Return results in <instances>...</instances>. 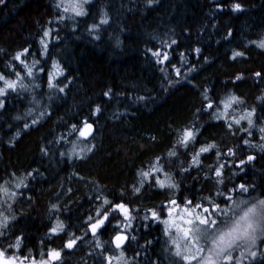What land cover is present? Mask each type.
I'll use <instances>...</instances> for the list:
<instances>
[{
  "label": "trees",
  "instance_id": "obj_1",
  "mask_svg": "<svg viewBox=\"0 0 264 264\" xmlns=\"http://www.w3.org/2000/svg\"><path fill=\"white\" fill-rule=\"evenodd\" d=\"M59 2L0 4V73L15 79L20 72L27 85L0 97V184L25 177L28 184L13 204L11 214L17 219L0 237V249L7 256L31 253L37 261L41 252L47 258L50 249H62L54 264H108V257L111 264H182L173 255L164 225L151 218L149 209L167 219V209L161 208L170 198L181 207L185 197L206 204L201 198L211 195L221 203L223 197L215 192L228 193L240 183L249 192L231 193L234 199H264V133L259 131L264 128V48L257 46L264 40V0H89L85 16L64 13ZM235 3L243 10L233 11ZM105 18L108 22L102 24ZM49 28L44 54L40 40ZM25 48L29 52L22 59L30 67L38 61L31 77L14 59ZM154 52L161 53L160 60L163 54L169 59L158 62ZM235 52L244 55L232 59ZM53 62L63 75L53 77L56 87L49 88ZM238 75L241 80L235 79ZM206 90L217 104L229 94L240 97L243 103L234 106L237 116L254 107L251 135L241 130L246 121L229 130L223 120L203 111ZM98 106L101 112L95 114ZM194 120L200 135L185 149L177 139ZM83 121L96 128L89 141L72 132V125L82 126ZM211 143L217 148L199 157V168L181 170L202 145ZM74 148L91 151L80 159ZM230 148L235 156L227 155ZM170 150L177 156L169 159ZM249 155L255 159L249 162ZM157 156L179 191L145 184L134 195L138 173L147 171ZM219 163L225 164L223 184L212 171ZM104 198L127 204L134 219L125 227L124 217L111 213L94 236L88 226ZM58 222L64 230L53 235L50 229ZM118 233L128 237L122 250L113 243ZM73 234L80 238L75 247L64 248ZM18 236L23 239L16 252L9 245ZM253 264L264 261L258 256Z\"/></svg>",
  "mask_w": 264,
  "mask_h": 264
},
{
  "label": "snow or ice",
  "instance_id": "obj_2",
  "mask_svg": "<svg viewBox=\"0 0 264 264\" xmlns=\"http://www.w3.org/2000/svg\"><path fill=\"white\" fill-rule=\"evenodd\" d=\"M4 3V0H0V4ZM89 3V0H60L57 4L58 8H62L64 13L72 12L74 16H85L87 10L85 5ZM233 11H242V5L235 3L232 5ZM64 17H61L63 19ZM108 20L102 19L101 23L106 24ZM98 27L93 25V28ZM52 29H47L43 33V37L40 43L44 49V54H47L48 43L44 38L50 37ZM230 34V33H229ZM173 44L176 41H172ZM170 46V45H169ZM258 47L264 48V40L258 42ZM197 53L200 49L195 50ZM29 50L25 48L22 52L17 53L14 57L15 60L19 61L26 70V75L31 77L33 75V68L38 61H33L30 67L25 59L28 55ZM154 56L158 58V62L163 63L169 59L167 54H163V59L160 60L161 53L154 52ZM243 52H235L232 59L243 56ZM54 71L50 72L49 75V88L56 87L52 83L53 77L63 75V69L58 62H53L52 65ZM43 71V69H41ZM176 74H180L179 68L176 69ZM261 73H255L256 77H261ZM15 79H9L3 73H0V82L3 86L0 87V97L6 96L8 91H17L18 88L26 89L27 85L24 84V77L21 76L20 72H15ZM236 80H241L242 76L238 75L235 77ZM59 91L63 92V88H59ZM106 96L109 93H105ZM204 100L206 103L203 105V111L209 112L213 119L223 120L227 128L231 130L234 125L240 126L242 122L247 123L246 128H242V131L248 132L251 135L250 129L254 127L253 117L255 116L256 109L253 107L251 110H247L238 116L235 114V105L243 103L240 97L235 94H229L224 98L219 99L217 104L213 98L209 97L207 90L204 92ZM4 107V101L0 100V108ZM101 112L98 106L95 109V114ZM200 110H197L199 114ZM43 115V113H41ZM38 123L37 120H33V124ZM25 127H29L25 125ZM259 131L264 133V128H260ZM72 132H77L79 137L87 139L94 132L93 125L87 121L82 122V126L72 125ZM200 135V129L197 128L195 120L191 126L185 127L177 139V144L185 149H188L190 145L196 143L197 137ZM63 137H61L62 139ZM155 140V137H152ZM264 140V135L261 136ZM245 144H249L248 140L244 141ZM94 147V145L92 146ZM261 150L264 151V145H261ZM215 143L202 145L192 156L189 166L182 168L183 172H189L191 168L200 167L199 157L204 153H209L213 149H216ZM86 151L90 152L91 148L85 149L80 148L79 152L73 150V155L78 156L80 159H84L83 155ZM228 156H235L236 152L234 149H229L227 152ZM177 156L175 150H170L167 153V157L170 159ZM217 160L220 159V152L217 150ZM162 157L157 156L151 163L147 171L141 170L138 175L140 177L137 184L132 187L134 195L141 193V189L144 188L145 184L149 187H155L158 189H168L173 192L179 191V184L173 178V175L165 170L164 164L161 162ZM255 157L249 155L247 160L250 162ZM245 161H240V166L244 165ZM224 163H219L212 171L218 184H223V169ZM163 175V179L161 175ZM31 175V173H29ZM15 177V174H13ZM208 177L206 176L205 179ZM25 178H15V183L10 184L9 181H5L0 184V237L6 235L10 228V225L17 218L12 213L13 204L18 200L24 193L21 189L28 187L25 182ZM70 191V189H69ZM239 191L241 194L249 192V186L245 183L235 185L229 190L228 193L221 191L215 192V197H223V203L225 206L221 207V203L216 202L213 196L202 197L203 202L194 203L193 200L184 198L183 207L177 203V200L170 198L168 205H162L161 210L167 209V219H161L160 214L155 209H149L151 218L159 220L164 225L165 235L168 236L170 246L173 251V255L179 258L182 264H253L259 256L261 261H264V250H261L260 245L264 244V199L254 198L252 200H239L233 198L231 193ZM123 195V194H121ZM31 199V197H29ZM109 206V207H105ZM53 205V208H56ZM179 209V211H177ZM136 211H139L137 209ZM119 213L127 221L125 227L131 224L134 217L131 214V209L127 204L123 202L113 204L112 201L104 198L102 206L96 211V219L94 222L89 224V230L95 236L97 231L104 227L105 223L109 220L111 213ZM175 213V215H173ZM148 219V216L144 217ZM89 221H93V217H88ZM62 222H58L55 226L50 229L51 234L59 235L64 230ZM23 237L18 236L15 244H10L9 247L15 248L16 252H19L21 241ZM79 237L69 238L64 245V248L72 249L75 247ZM128 239L123 234H116L113 238V243L117 249H121L124 242ZM135 239V237H133ZM61 250L50 249L47 253V258L43 252L40 253V260L37 261L35 257L29 253L27 256L11 255L7 256L4 249H0V264H53L55 261L61 260ZM124 253L121 251L120 257H123ZM117 257V260H120ZM108 264H111L112 257H108Z\"/></svg>",
  "mask_w": 264,
  "mask_h": 264
},
{
  "label": "water",
  "instance_id": "obj_3",
  "mask_svg": "<svg viewBox=\"0 0 264 264\" xmlns=\"http://www.w3.org/2000/svg\"><path fill=\"white\" fill-rule=\"evenodd\" d=\"M91 124V123H90ZM93 125V124H92ZM93 128H94V132H93V134L91 135V136H89L87 139H86V141H89V140H91L93 137H94V135H95V132H96V128H95V126L93 125ZM85 140V139H84ZM124 235V234H123ZM125 244H126V241L124 242V244H123V246H122V248H124V246H125ZM114 246H115V244H114ZM116 248V247H115ZM121 248V249H122ZM117 249V248H116ZM121 249H118V250H121Z\"/></svg>",
  "mask_w": 264,
  "mask_h": 264
},
{
  "label": "rangeland",
  "instance_id": "obj_4",
  "mask_svg": "<svg viewBox=\"0 0 264 264\" xmlns=\"http://www.w3.org/2000/svg\"><path fill=\"white\" fill-rule=\"evenodd\" d=\"M77 151H79V150H77ZM178 211V210H177ZM116 213V212H115ZM174 214V213H173ZM119 215H121V214H119V213H117V217L119 216ZM124 234V233H123ZM125 236H126V234H124ZM127 241V240H126ZM55 262H53V264H54Z\"/></svg>",
  "mask_w": 264,
  "mask_h": 264
},
{
  "label": "bare ground",
  "instance_id": "obj_5",
  "mask_svg": "<svg viewBox=\"0 0 264 264\" xmlns=\"http://www.w3.org/2000/svg\"><path fill=\"white\" fill-rule=\"evenodd\" d=\"M85 141H86V140H85ZM125 245H126V244H125ZM124 247H125V246H124ZM122 249H123V248H122ZM122 249H121V250H122Z\"/></svg>",
  "mask_w": 264,
  "mask_h": 264
}]
</instances>
